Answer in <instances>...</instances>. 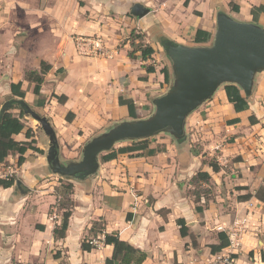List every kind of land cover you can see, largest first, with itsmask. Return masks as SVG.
<instances>
[{"label":"crops","instance_id":"0c3cea01","mask_svg":"<svg viewBox=\"0 0 264 264\" xmlns=\"http://www.w3.org/2000/svg\"><path fill=\"white\" fill-rule=\"evenodd\" d=\"M233 2L237 12L230 0H0V110L12 83H22L27 105L35 102L24 73L46 62L51 70L41 87L40 114L55 132L59 159H70L91 134L143 119L153 110L152 101L165 92L163 67L171 78L168 60L161 62L160 42L193 46L197 30L214 34L219 13L254 23L251 9L264 6V0ZM135 3L148 9L142 18L130 15ZM254 24L264 28V12ZM132 31L154 50L146 61L139 52L128 57ZM94 34L109 39V58H86L76 51L73 36ZM225 87L188 116L184 140L156 136L163 152L117 155L100 162L94 176L68 180L73 206L63 239L53 237L61 221L54 207L59 178L45 161L48 139L36 131L34 146L43 154L27 151L14 185L0 188V264H105L112 246L81 249L84 240L104 234H116L143 252L142 264H264V202L255 197L264 187V72L255 76L249 97L240 91L248 102L244 112H234ZM52 94L65 96L66 102L58 103ZM119 98L133 102L135 119ZM68 113L74 116L71 122L65 120ZM235 118L238 123L227 124ZM14 139L26 141L23 134ZM198 172L209 174L210 186L202 184L208 195L201 193L195 201L190 180ZM177 220L185 223L183 237ZM95 222L104 227L96 236L90 233ZM219 233L229 245L212 254Z\"/></svg>","mask_w":264,"mask_h":264},{"label":"water","instance_id":"95a60500","mask_svg":"<svg viewBox=\"0 0 264 264\" xmlns=\"http://www.w3.org/2000/svg\"><path fill=\"white\" fill-rule=\"evenodd\" d=\"M129 12L134 18H142L148 9L135 3ZM160 46L169 62L171 78L167 90L152 101V113L143 119L120 121L91 137L83 144L79 161L63 164L55 132L47 118L23 105L25 116L36 121L48 139L45 161L51 174L67 180H83L96 174L100 155L111 152L117 144H133L161 134L182 141L186 138L188 116L219 88L236 86L249 97L255 76L264 72V28L235 21L224 13L216 17V29L209 45L185 46L162 41ZM10 106L11 102L6 101L0 115Z\"/></svg>","mask_w":264,"mask_h":264},{"label":"trees","instance_id":"16d2710c","mask_svg":"<svg viewBox=\"0 0 264 264\" xmlns=\"http://www.w3.org/2000/svg\"><path fill=\"white\" fill-rule=\"evenodd\" d=\"M230 9L234 12L238 11L237 6L234 4L233 0H230ZM264 12V6H260L258 8L251 9V15L253 17V22L257 23V17L260 13ZM212 35L206 31L197 30L194 34L191 44L193 46H207L210 44ZM130 39V47L132 50L128 52L129 58H134V53L139 52L142 61H146L151 55L154 54V50L142 44L143 37L140 34H136L132 31L129 35ZM134 41H137V45L135 46ZM51 70V66L46 62L41 61L39 64V70L26 71L24 73V81L28 84L32 85V94L35 97L36 106L43 107L44 99L41 98V87L44 82V76ZM61 71L60 69L56 72ZM154 69L152 67H146V72L151 73ZM161 74L163 75L164 83L167 84L169 81V71L166 67L161 69ZM22 83L18 82L16 84H10V97L8 102H11V106L9 110L5 111L0 115V165H3L8 161V158L12 155L17 156L16 164L18 167L22 166L25 162L24 155L27 151H32L36 154H43V152L35 147L36 144L34 140L33 130L25 125L23 119L25 117L24 107L26 104L24 101L25 92L22 90ZM228 102L232 105L235 113H241L248 109V102L245 97L242 96L241 92L236 86H226L224 89ZM52 97L57 100L58 103L63 104L66 102V97L56 96L52 94ZM17 104V105H15ZM119 104L125 105L128 109L130 118L135 119V106L131 100H123L119 98ZM18 109L19 113L17 116L11 113V110ZM73 115L71 113L66 114L65 120L66 122H71L73 119ZM250 124H255L257 121L253 116L248 118ZM239 122L238 118L227 121L228 125H233ZM19 134H23L26 141L19 142L14 139V136ZM149 141H140L130 145H126L120 147L118 149H113L111 152L101 155L100 160L102 163L109 162L114 160L117 155H129L130 158L143 157V156H152L157 153L163 152V148H149ZM210 168L213 172L218 171V166L214 162L209 163ZM15 178H0V188L8 189L14 185ZM190 184L193 187V190L190 192L194 197L195 201H198L200 194L208 195V188H204L207 190H202L199 193L202 184L210 186V176L206 172H198L191 180ZM62 194L58 199V208L57 211L61 212V221L60 225L56 226L53 230L54 239H63L65 237V233L68 227V220L71 216L73 202L71 199V195L73 194V186L72 184H67L62 186L61 188ZM256 199L264 202V187L260 188L255 193ZM199 210V208H196ZM177 225L179 226L180 235L183 237L186 235V227L183 220H177ZM104 231V227L101 222H95L92 225L90 233H93L94 236L98 233H102ZM218 244L212 245L210 247L211 253L220 252L222 249L226 248L229 245V240L225 234H218ZM104 244L110 245L113 247L112 256L110 259L105 261V264H142L146 259V255L127 244L126 242L121 241L116 234L108 235L104 234ZM82 251L90 252L93 248L90 245L89 241L84 240L81 244ZM261 261L264 262V254H261Z\"/></svg>","mask_w":264,"mask_h":264},{"label":"rangeland","instance_id":"374dc122","mask_svg":"<svg viewBox=\"0 0 264 264\" xmlns=\"http://www.w3.org/2000/svg\"><path fill=\"white\" fill-rule=\"evenodd\" d=\"M82 5H84V3H82ZM135 36H136V33H135ZM73 38H74V36H73ZM105 38V41H106V43H107V46H108V49L109 50H111L110 49V47H109V39L107 38V37H104ZM73 41V40H72ZM135 42L136 41H134V44H135ZM135 46L137 47V46H139V44L137 45V44H135ZM162 63H165L166 64V58L165 57H163V60L161 61ZM29 86H31L30 84H29ZM164 91H166L167 90V88H168V84H165L164 85ZM163 91V92H164ZM29 105V108L32 110V111H34L35 113H37L39 116H42L40 113H41V110H40V107H38V106H36V101L35 102H33V103H30V104H28ZM11 113L13 114V115H15V116H17L18 115V113H19V110L18 109H13V110H11ZM152 113V111L149 113V114H147L146 115V117H148L150 114ZM145 117V118H146ZM23 121H24V123H25V125L27 126V127H29V128H32V130H33V135H34V137H35V132L37 131V133L38 134H43V132H42V130H41V128H40V125L36 122V121H34L31 117H29V116H25L24 117V119H23ZM107 130V128H103V129H101V130H99V131H97V132H95V133H93V134H91L90 135V138L91 137H93V136H95V135H100V134H102V133H104L105 131ZM219 134V133H218ZM157 136H159V135H157ZM160 138H159V140L160 139H162V138H164V135H160L159 136ZM90 138H88V139H90ZM158 141V139H157V137H155V138H150V139H148V140H146V141H149V143L150 144H154L157 148L159 147V145H156L154 142L155 141ZM125 144H130V143H124V145ZM116 146H119L118 144L117 145H115V150H116V148L118 149V147H116ZM82 147H83V145L82 146H80L79 148H77V150H75V154L74 155H71V158L70 159H65V158H63L62 157V160H61V162L63 163V164H65V163H67V162H70V161H79L80 159H81V150H82ZM16 155H12L11 157H9V159H8V161L6 162V163H4L2 166H0V176H3L4 178L5 177H10V174H11V176L14 178V176L16 175V176H19L18 174L20 173V167H18L17 166V164H16V157H15ZM63 156V155H62ZM101 156V155H100ZM100 162H101V160H100ZM10 172H12V173H10ZM59 178V177H58ZM67 184H71V183H69V181L67 180V179H62V178H59V181H58V185L57 186H55V188H54V193H55V195L57 196V200H56V203H55V205H54V207L55 208H58V199L60 198L59 196L62 194V186H64V185H67ZM202 190H207V189H202V188H200V190H199V193L202 191ZM33 194V193H32ZM31 196V195H30ZM51 211V210H50ZM52 212V211H51ZM59 214H61V212H59Z\"/></svg>","mask_w":264,"mask_h":264},{"label":"built area","instance_id":"2783aa9c","mask_svg":"<svg viewBox=\"0 0 264 264\" xmlns=\"http://www.w3.org/2000/svg\"><path fill=\"white\" fill-rule=\"evenodd\" d=\"M73 44L76 51L86 58H109V49L105 41L104 36L100 34H94L90 36L75 35L73 38ZM12 173V172H10ZM10 177L0 176L1 179H7ZM104 238H95L89 241L90 245L94 249H99L104 245ZM233 245V241L231 240Z\"/></svg>","mask_w":264,"mask_h":264}]
</instances>
